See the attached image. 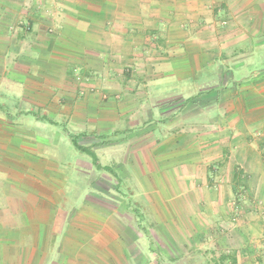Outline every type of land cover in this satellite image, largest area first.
<instances>
[{
	"label": "crops",
	"instance_id": "0c3cea01",
	"mask_svg": "<svg viewBox=\"0 0 264 264\" xmlns=\"http://www.w3.org/2000/svg\"><path fill=\"white\" fill-rule=\"evenodd\" d=\"M200 101L204 129L172 126ZM262 152L264 0H0V264L153 263L135 208L223 214L212 168Z\"/></svg>",
	"mask_w": 264,
	"mask_h": 264
},
{
	"label": "rangeland",
	"instance_id": "374dc122",
	"mask_svg": "<svg viewBox=\"0 0 264 264\" xmlns=\"http://www.w3.org/2000/svg\"><path fill=\"white\" fill-rule=\"evenodd\" d=\"M197 90L198 92L201 91L200 88ZM192 92L193 90L184 95L193 94ZM204 108L203 102L200 101L197 107L179 112L178 117L180 119L173 122L172 126L174 128L182 126L184 121L188 123V127L196 126L204 129L205 124L210 122L201 114L204 112ZM193 114L196 116L194 120L187 121L185 119L191 115L193 116ZM117 137L120 138L121 136L115 135V139ZM80 153H76L73 148L70 150L66 158L68 169L77 167L75 164H79L80 160H92L81 156ZM261 163L262 173L252 177H245L243 175L246 174L241 173V183L239 184L228 181L231 172L226 171L224 167L221 169L222 180L224 179L225 182L222 184L216 183V170L219 173L221 165L212 168L213 171L215 170L213 174L214 181L213 183H211V180L210 182L207 181L208 184L205 183L203 191L209 190L210 186L223 185V188L218 186V189H222V194L228 195L225 204L226 209H223V214H220L218 209L215 211H218V213H214V210L210 213L204 208H196L194 214H183L181 219L175 215L173 221H169L165 216L162 228L155 223L151 215L146 216L143 214L140 216V219L143 217L140 220L138 215L144 213L145 210L136 207L135 212L137 211L138 214L134 212L133 217L135 221L139 220V225L142 228V230L138 229V234L144 237L145 245L143 246L146 247L148 256L152 255L154 259V256H159V259L157 258L156 261L150 262V264H264L263 152ZM234 170L240 172L237 166ZM82 176L84 175L71 177L73 181L70 184L69 194L72 207L81 206L90 192L92 193L94 190L93 182L82 180ZM99 186L105 188L104 191L107 192L108 184L100 183ZM139 200L144 204L145 201L142 197L138 200L134 199L132 202ZM135 223L133 222V226H135ZM227 257L229 260H225ZM233 258L235 263H233Z\"/></svg>",
	"mask_w": 264,
	"mask_h": 264
},
{
	"label": "trees",
	"instance_id": "16d2710c",
	"mask_svg": "<svg viewBox=\"0 0 264 264\" xmlns=\"http://www.w3.org/2000/svg\"><path fill=\"white\" fill-rule=\"evenodd\" d=\"M74 144H75V146H76L80 151H83V152H85V153L90 154V155L92 156V158L96 159V161H97V156H96L95 154L91 153L90 151L88 152V150H86L85 148L81 147L77 142H75ZM237 174H239V173L236 172V174H235V176H234V182H235L236 184H238V183H237V179H238V177H239ZM225 260H229V258L227 257V258H225ZM233 263H235V259H234V258H233Z\"/></svg>",
	"mask_w": 264,
	"mask_h": 264
}]
</instances>
